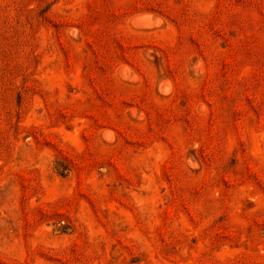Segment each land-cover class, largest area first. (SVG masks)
<instances>
[{
    "label": "rangeland",
    "instance_id": "374dc122",
    "mask_svg": "<svg viewBox=\"0 0 264 264\" xmlns=\"http://www.w3.org/2000/svg\"><path fill=\"white\" fill-rule=\"evenodd\" d=\"M0 264H264V0H0Z\"/></svg>",
    "mask_w": 264,
    "mask_h": 264
}]
</instances>
